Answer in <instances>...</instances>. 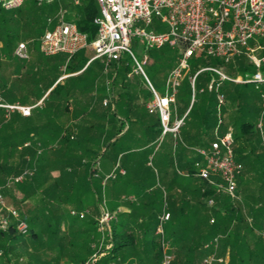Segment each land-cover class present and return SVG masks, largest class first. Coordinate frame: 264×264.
I'll use <instances>...</instances> for the list:
<instances>
[{"label":"trees","instance_id":"1","mask_svg":"<svg viewBox=\"0 0 264 264\" xmlns=\"http://www.w3.org/2000/svg\"><path fill=\"white\" fill-rule=\"evenodd\" d=\"M76 6V24L80 30L87 33L88 40H91L96 32V25L92 22V18L96 14V4L94 0H80ZM41 12L42 10L36 0H27L19 7L10 10L0 6V52L12 54L15 40H21L17 39L19 35L30 39L31 42L36 41L47 25V17L40 18ZM216 62L218 60L214 64H218ZM236 63L238 65L236 69L240 72L253 69L241 57H236ZM73 67L72 63L65 65L67 72H72ZM119 67L116 69V74ZM14 68H19V65L14 64ZM125 69L124 66V71ZM89 70L90 67L86 66L80 73L67 76L62 83L55 82L57 76H53L49 80L46 89L50 87V90L45 97L52 96V100L56 99L57 104L52 109L50 101L47 106L41 108L43 114L46 115V120L39 123V135L32 131L33 125L23 126V120H20L21 118L24 119L23 117H30L31 111L28 116H23L16 109L7 112L3 107H0L1 190L4 195L7 192L4 187L8 177L27 169L29 172L24 175L22 181L13 184L22 192L18 203L24 204L27 200L30 201L25 210L17 206L22 217L29 224V232L22 235L12 227L6 230L0 229V258L9 260L10 254H15L14 251L23 249L24 252H27L28 259L21 264H82L88 255L94 251V247L97 249L100 243L101 237H99L97 229L99 224L97 216L100 214L97 203L99 200L91 202L88 213L85 214L84 212L83 217L75 216L77 219H82L77 224H75L76 218L68 222L65 221V218H60L59 213L55 212L59 207L55 205L56 202L69 196L74 197L72 199L74 206L84 207L87 198L76 197V186H79L80 181L87 182L89 185V178L95 173V168L89 165V160L96 157L99 146L115 145L124 138L134 136V139L140 143L139 148L150 147L160 131L157 116L154 121H147L142 118L140 124L135 125V130L127 120V127L123 132H121L124 128L122 122L117 126L113 119H110L107 123L103 117L106 115L108 101L100 109H95L94 105L88 101L89 98L86 99L84 95H76L79 91L84 92L91 87L92 83L85 79ZM113 70L115 68L111 67V71ZM201 74L202 76H200ZM211 74L212 72L208 70L199 72L195 77L194 85L201 78H210ZM3 78L4 76H0V90L4 95H8L10 86L6 81L4 83ZM237 85L239 84L237 83ZM133 93L134 88L126 80L123 73L119 79V89L116 91L115 99L122 100L124 97L131 99ZM45 97L42 100L46 99ZM208 97L209 95L205 98ZM210 97L213 98L212 93ZM259 97L257 102L253 101L254 104L256 103L253 106L254 109L248 108V104L252 103V100L246 99L244 102H235L237 97L233 98L231 105L226 108L229 113L226 124L233 127L234 156L239 160L247 156L251 157L256 152L254 151L253 137L261 135L257 128V119L261 112ZM69 100L74 103L71 112ZM202 100L203 103H199L197 107L195 115L197 120L194 124L195 129L192 138L199 144L207 146L209 139H206L205 133L208 129H213L216 119H211L214 110L209 109L207 99ZM248 100L249 103H247ZM194 104L195 101L187 114L193 110ZM69 112L75 119L73 125L77 129L78 134L76 136H71L72 130L65 125L63 114ZM263 115L264 111L261 118ZM251 117L254 120H250ZM107 124L113 128L110 134H108V127L110 126ZM114 134H118V136L107 143V140ZM101 136L105 139L100 140ZM49 140L56 141L57 147L52 144L46 149ZM41 145L44 147L39 150ZM156 152L158 153L156 160L163 168L161 176L163 183L172 189L169 197L172 206L166 210L169 213L168 220L173 218V224H175L169 227L167 235L174 253L169 264H200L199 260L202 257L212 253L214 243L211 240L217 235L222 236L219 253L224 252L227 244L230 246V252L237 251L238 253L243 240L236 235L237 231L243 228L252 230L254 223H256L249 224L247 222L240 192L236 189L237 197L234 198L226 194L216 193L211 185L195 175L193 161L199 159V155H192L181 144L172 147L164 146L158 148ZM260 153L258 152L256 155ZM172 156L176 161L178 170L174 168L169 172L167 168L172 165ZM251 159L253 158H249V160ZM178 171L180 173L181 171L186 172L184 180ZM209 196L213 199L211 205L205 202L206 197ZM262 197V192L255 195L259 204L253 215H264L261 210L263 207ZM111 210L114 211L115 207ZM110 213L112 214V212ZM121 214L124 218L122 221L116 220L113 214L108 221L111 244L107 249L108 253L105 255L107 262L127 258V256L132 255L131 253H134L132 261L135 258L139 264H152L159 256L156 236L152 232L149 238L146 237L150 228L146 223H143V220L138 221V218L132 220L135 217L132 209L123 211ZM54 218H56L55 221H53ZM210 218L213 219L211 222ZM37 224H39V230L34 227ZM154 228L150 230H154ZM68 229L73 232L75 237H69L71 232ZM136 229L138 230L136 231ZM256 238H259V235ZM103 241H109L107 235H104ZM205 243L207 244L205 245ZM28 246L30 248H27ZM148 246L153 247L152 254ZM104 248L103 244L101 249ZM18 258L19 254H17L14 264H20Z\"/></svg>","mask_w":264,"mask_h":264},{"label":"rangeland","instance_id":"2","mask_svg":"<svg viewBox=\"0 0 264 264\" xmlns=\"http://www.w3.org/2000/svg\"><path fill=\"white\" fill-rule=\"evenodd\" d=\"M25 2H27V0H24L23 3ZM39 6L42 10L40 18H45L47 16L53 17L59 6L66 8L67 11L65 16L68 19H75V15L77 13V6L72 3V0H53L52 2L44 1ZM46 24H48L47 20ZM51 25L52 24H50V26ZM134 26L142 28L146 31H167L168 29L166 23L162 21L159 16L154 14L151 15L148 23H145L143 20H136L134 21ZM256 38L258 43L264 45V37L256 36ZM17 39H23L27 41L29 59L31 58V56L36 54L37 57H39V66L36 71L32 70V67H30V63H28L29 59L18 58L13 53L9 55L5 52H0V76H4V83L7 82L9 84L7 85L10 86L8 95H4L0 90V97L1 100L3 99L4 101L33 103L35 102L36 98L39 97L41 91H43V89L46 87L51 77L55 76L58 73L64 72L65 65L74 62V58H77L78 53L75 56L71 57V59L63 53H58L55 55H44L40 50L38 39L31 42L30 39L23 38L20 35L17 37ZM254 41L255 40H251L250 42L253 43ZM16 42L17 40H15V44ZM130 48L138 60H141V58L145 54L146 61L142 64L143 70L154 87L158 91L163 92L165 89V80L168 69L172 67L177 60L178 47L176 45H171L169 44V42L165 41L164 44L160 47L145 49L140 43L139 37L134 36L130 40ZM256 53L259 52L256 51ZM241 58L244 62H246L245 56H241ZM216 60H218V62L216 63L221 65L226 72L232 75L240 72L236 69V67L238 66L237 63L234 62L236 61V58L232 62L225 63L220 58L215 59V57L201 54L199 53V51H196L189 58L188 69L187 71H184L183 76L180 80V84L177 86V90L175 93V102L174 104H170L171 119H173L175 116H181L186 107H188L184 114L183 125L180 127L178 133L176 135H173L172 133L167 132L162 136V139L157 144V138L159 135L158 133L154 138L152 145L145 148H139L140 143L138 142V140L134 139V136L130 138H124V140H120L115 145L110 144L108 146H99L100 148L96 157L89 160V165L94 166L95 168V173H93V175L89 178V185L87 184V182L80 181L79 186H76V197L80 198L81 196L87 198V201L84 202V207L78 208L74 206L72 200L74 197L72 198L66 196L61 201H57L55 204L59 206L55 210V212L59 213L60 218H65L66 222L76 218L75 216L77 215V213L71 214L69 210L70 207L76 212L83 211L85 212V214H87L90 209L89 207L91 205V202H94V200L98 199L99 201L97 203L99 210L100 206L102 205L105 210H107L108 212H112L116 220L122 221L124 218L121 212L117 210V205H125L129 209H132L135 213V217H133L132 220H135L139 217L141 220H143V223H146L147 226H149L150 229H153L155 227L154 230L149 229L146 237L149 238L152 232L156 236L159 245V256L157 257V260L155 259V261L152 262V264L160 263L162 250L161 233H156L155 229L157 226H159L160 216L163 215L164 212H167L166 210H168L172 206L169 198L171 196L172 189L168 185L163 183V178L161 177L163 174V168H161L159 162L156 160L158 154L156 150L158 148H163L164 146L172 147L181 144L185 149L192 153V155H199L196 149L203 145L199 144L197 141H195V139L192 138L195 129L194 124L197 120L195 119V115L198 109L197 107L199 103H203L202 99H207L209 109L214 110L211 119H217L218 115L216 111V92L214 90L208 91L206 89L208 78H201L197 80L192 96V89L188 81V76L194 73V71L201 66L214 64ZM14 64L19 65V68L13 69ZM23 65L29 66L30 68L27 71L23 72ZM124 66L126 68L125 71ZM230 68L232 69L230 70ZM130 70H132V61L126 53H123L118 70V78H120L123 73L124 76H126V73ZM130 74H132L131 77H127L126 80L129 81L130 85L134 88L133 97L131 99H125L124 97V99L122 98V100H118L115 99L116 95L112 96L110 93H108L106 97L109 104L106 109V115L103 117V119H105L107 123H109L110 119H113L115 125L117 126L118 124H120V122H122L124 128L121 132L126 129L127 120L130 125H133L131 127L135 130V125L137 123L140 124V120L142 118L147 121H154L157 116L155 113H149L145 107V101L150 97V92L146 88L141 76L133 73L132 71ZM200 76H202V74ZM219 90L224 95V102L221 104L219 112V115L223 120V124L218 128V132L221 133L226 127L227 115H229V113L226 111V108L231 105L232 101L234 100L233 98L237 97L235 99V102H244L246 99L252 100V103H249L250 101L248 100V108L254 109L253 106H255L256 103L254 104L253 101L257 102L260 95L259 90L256 89L251 83L237 85V83H233L227 80L223 81L220 84ZM209 92L213 94V98L210 97L211 93ZM208 95L209 97L205 98ZM61 98L63 97L61 96ZM259 98L262 102L261 97ZM52 99V96L48 97L46 102L48 103L52 101ZM194 101L195 104L193 110L189 114H187ZM31 112L32 114L30 117H23L24 119L21 118L20 120H23V126L33 125L34 128H32V131H34L35 134L39 135V123L46 120V115L43 114V110L39 106L32 107ZM70 115H72V113L63 114V116L66 117V120L72 119ZM250 120H254V118L252 119L251 117ZM262 121L264 122V115L262 116ZM107 125L110 126L109 124ZM108 128V134L112 133L113 128L111 126ZM214 128L215 125L213 129H208L206 131V139L210 140L214 136ZM74 134L76 136L78 133L75 131ZM118 134H114L111 138H109L107 140V143L117 137ZM104 139L105 138L101 136L100 140ZM253 140L255 144L254 151H256L253 156H251L253 159L249 160V156L241 158L240 160L239 158L235 157L243 164L242 173L236 176V181L239 184V189L241 190L245 189L247 191L250 189H254L255 187L256 189L261 190V192L263 193V207L261 208V210L264 213V134L259 135V137H253ZM56 143L57 142L53 140H49V142L47 143L48 147H46V149L49 148L52 144L54 147H57L58 144ZM43 147V145L39 146V150L43 149ZM258 152L261 153L259 155H256ZM50 157H52V155H50ZM171 164L172 165H169L167 168L169 172H171V170H173L174 168L178 170L174 157ZM178 172L180 174V171ZM181 178L184 180L186 177L182 175ZM4 188L5 190H7V192L4 193V197L7 202L16 205L15 207L17 209L19 207L22 210H25L27 204H29L30 201L27 200L24 204L18 203L19 197L22 194L21 190L11 183L5 184ZM114 207H116V210L112 211L111 209ZM55 220L56 218L53 219V221ZM179 220L181 221V218ZM81 221L82 219L76 218L75 224L80 223ZM38 225L39 224L34 226L37 230H39ZM174 225L175 224H173V218L172 220H168V218H166L161 222L163 238L166 242L165 247L166 250L171 253L172 246L170 244V241L167 239V235L169 232V227ZM99 226L100 225L98 224L97 229L99 237L107 235V230H100ZM137 230L138 229H136V231ZM68 231L71 232L70 229H68ZM69 237H75V235H73V232L69 234ZM254 241L256 242L255 249L257 248V253L260 254L256 256L254 254L245 252L241 257V259H243L242 264H263L264 241L262 242L260 239ZM103 243L104 242H102V245ZM215 244L216 243H214L213 245L215 246ZM27 248H30V246H28ZM95 249L96 247H94V250ZM149 249L152 254L153 247L150 246ZM262 251L263 254L261 255ZM103 252L104 253L96 260V264H110V262H107L105 256L108 253L107 249H104ZM14 253L15 254L9 255V260H5L3 257H1L0 264H14L17 254H19L18 263L20 264L24 263L28 259L27 252H24L23 249H18L14 251ZM215 256L217 255L215 254ZM231 258L233 260L232 263L235 264L237 258L233 255H231ZM114 262L118 263L119 261ZM221 262L222 261H217L215 259L210 264H222ZM200 264H202V261L200 262Z\"/></svg>","mask_w":264,"mask_h":264},{"label":"built area","instance_id":"3","mask_svg":"<svg viewBox=\"0 0 264 264\" xmlns=\"http://www.w3.org/2000/svg\"><path fill=\"white\" fill-rule=\"evenodd\" d=\"M53 0H36L42 2ZM80 0H72L77 5ZM24 0H0L3 9L10 10L19 7ZM96 14L92 22L96 25V32L91 40L87 33L80 30L75 19L66 18V8L59 6L53 17L47 16V25L38 38L40 50L44 55L66 54L71 57L77 51L89 48V60L101 58L107 67L111 61L119 62L122 54L126 53L132 61V70L141 76L150 97L145 101L149 113L158 117L160 131L157 144L167 132L176 135L183 125L184 115L170 118V104L175 102L177 86L184 71L188 69V60L196 52L220 58L229 63L235 56L243 55L252 70H244L237 74L226 72L219 64L201 66L188 76V81L194 91L196 75L204 70L212 74L206 83L208 91L216 92L217 119L214 136L207 146L196 150L200 159L193 162L195 175L205 180L214 188L216 193L222 192L230 197H237L235 178L242 172L243 164L234 156L233 127L227 125L219 133L218 128L223 124L219 115L220 106L224 102V95L219 90L220 84L227 80L238 84L251 83L259 90L262 99L261 112L257 121V128L261 135L264 132V122L261 115L264 111V45L257 42L256 36L264 37V0H94ZM157 15L168 27L167 31L149 30L134 26V21L143 20L148 23L151 15ZM50 24H52L50 26ZM139 37L145 49L160 47L165 41L178 47V56L175 64L170 67L165 80V89L158 91L143 70L142 64L146 61L145 54L138 60L130 48L132 37ZM251 40H255L251 43ZM258 51L259 53H256ZM13 53L21 59H28L27 41L16 42ZM202 90V88H201ZM193 98V97H192ZM106 103L107 99H103ZM33 105L19 103L9 104L1 101L0 107L6 110H18L22 115H29ZM26 144V143H24ZM29 170L11 175L6 184L21 182ZM206 204L213 203L212 197H206ZM83 217L84 212L70 210ZM168 212L160 216L159 226L155 232L161 233V259L159 264H169L173 255L166 250L161 228V222L168 218ZM110 214L102 210L98 220L100 229L107 228L108 242L105 248L110 247L111 234L108 228ZM213 219L210 218V222ZM14 228L16 232L25 235L29 232V224L22 217L19 210L6 202L0 186V229ZM259 234L264 239V228ZM104 236L101 237L98 248L93 251L82 264H96V260L103 254L100 251ZM216 240V238H214ZM222 261V258L213 253L202 258V264H210L213 260ZM110 264H115L111 262Z\"/></svg>","mask_w":264,"mask_h":264},{"label":"crops","instance_id":"4","mask_svg":"<svg viewBox=\"0 0 264 264\" xmlns=\"http://www.w3.org/2000/svg\"><path fill=\"white\" fill-rule=\"evenodd\" d=\"M21 40H23V39H21ZM77 53H78L77 58H74V62H72V65L74 66L73 67V71L72 72H67V70L65 69L64 72L56 74L55 76H57V78H56L55 82L59 81V83H62L65 80V78H67V76H74V75L80 73L86 66H89L90 70H89L88 74L86 75L85 79L89 83H92V85H91V87H89L84 92H80L79 91L78 93H76V95L79 94L80 96L81 95L86 96V99L89 98L88 101L91 104L94 105L95 109H100L102 107V105L104 106L106 104V103L103 102V99H105L107 97L106 94L110 93L112 96L113 95L115 96L116 91L119 89V79L120 78H118V73L116 74V69L120 66L121 59H120L119 62L111 61L109 63V65L107 67H105L104 63H103V60L101 58H96V59L89 60L90 54H91L89 48L81 49L80 51H77L76 53H74L71 57L75 56ZM241 56H243V55L235 56L232 61H234V59L236 57H241ZM71 57H70V59H71ZM234 62H236V61H234ZM28 63H30V67H32V70L36 71L38 69V66H39V57H37V55L34 54L29 59ZM30 67L29 66H23L22 67V71L23 72L27 71ZM111 67L115 68V70L111 71ZM131 75L132 74H128V72H127L125 78L126 79H127V77L130 78ZM49 90H50V87L47 88V89L45 87L43 89V91H41V93L39 94V97L36 98L35 102H33V103H19V102H15V101L11 102V101H4L3 99L1 101L5 102V103H9V104H14V103H19V104H22V105H33V104H35V106H39V107L43 108V107L48 105L47 102H46L47 98L45 96H46V94L48 93ZM44 97L46 99L42 100ZM90 97H91V100H90ZM55 100H52L51 103H50V106H51L52 109L57 104V101H55ZM107 104H109V102H107ZM73 108H74V103H72L70 101L69 102V110H70V112L73 110ZM187 109H188V107H186V109L182 113V115L185 114ZM6 111L8 112V111H12V110H6ZM23 116H25V115H23ZM26 116H28V115H26ZM70 116L72 117V115H70ZM65 118H64L65 125H67V127H69L72 130L71 136L75 135L74 132L75 131L77 132V129L73 125L75 123V119L72 118V119L66 120ZM93 119H95V118H93ZM227 125H230V124H226V126ZM249 158H251V157L249 156ZM180 174L183 175V176H186V172L185 171H181ZM235 183H236V189L240 192V196L242 198L241 200H242V205H243V211H244V214L246 216L247 222L249 224H251L252 222H256V223H254L255 225L252 227V230H248V228H243L242 230H238L237 231L236 235H238L239 238L243 240V244L241 245V249L238 251V253H237V251L236 252L234 251L233 253L230 252V246L228 244L225 246L224 252L223 253H219L218 252L219 246H220L219 244H220L222 236L221 235H217V236L213 237L211 242L216 243V244H215V246L213 245L214 249H213L212 253L214 255L216 254L217 256L222 258V262H221L222 264H231L232 261H233L232 258H231V255H233V256H235L237 258L235 264H242V260L243 259H241V257L243 256V254L245 252L246 253H250V254H254V255L257 256L260 253H257V251H258L257 248L255 249L256 242L254 240L260 239L262 242L264 241V239L259 234L260 230L264 228L263 227L264 226V215H261V214H256V215L254 214L253 215V213H255V208L259 204L258 200H256V198H255V195L258 194L259 192H261V190L260 189L259 190L256 189V187L254 189H250V190H247V191L245 189L241 190V189H239L240 187H239V184L236 181V178H235ZM219 193L225 194V193H222V192H219ZM102 210L107 211L101 205L100 206V214H101ZM115 210H116V207H115ZM117 210L123 212V211H129V208L127 206H125V205H117ZM100 214H99V216H100ZM99 216L97 217V219L99 218ZM111 217H112V214L110 213V218ZM138 221H141V219L139 217H138ZM98 223H99V220H98ZM108 228H109V224H108ZM99 229H100V226H99ZM106 230H107V228H106ZM257 235H259V238H256ZM214 238H216V240H214ZM105 243L106 242H104L103 244H105ZM206 244L207 243H205V245ZM102 246L103 245H101V247ZM101 247H100V251H102V252H103L104 249H107V248L101 249ZM212 253H210V254H212ZM131 254L133 255L134 253H131ZM171 254L172 255L174 254L173 250H172ZM262 254H263V251H262L261 255ZM132 255H129V256H127V258H124V259L120 258L118 260L119 261L118 263H115L114 261H111V262H114L115 264H139V261L135 260V258H134L133 261L131 260L133 258ZM202 258L199 260V263L202 261ZM263 264H264V262H263Z\"/></svg>","mask_w":264,"mask_h":264}]
</instances>
